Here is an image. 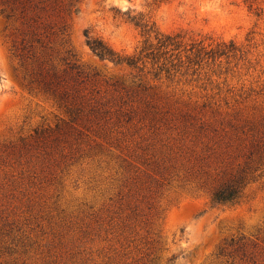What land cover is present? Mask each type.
I'll list each match as a JSON object with an SVG mask.
<instances>
[{"label": "rangeland", "instance_id": "1", "mask_svg": "<svg viewBox=\"0 0 264 264\" xmlns=\"http://www.w3.org/2000/svg\"><path fill=\"white\" fill-rule=\"evenodd\" d=\"M36 1L0 0V264H264V0ZM138 19L226 54L155 77L86 43L132 54Z\"/></svg>", "mask_w": 264, "mask_h": 264}, {"label": "trees", "instance_id": "2", "mask_svg": "<svg viewBox=\"0 0 264 264\" xmlns=\"http://www.w3.org/2000/svg\"><path fill=\"white\" fill-rule=\"evenodd\" d=\"M2 1L8 5L11 4V11H18L22 17L25 11L36 8L39 3V1L34 2V0ZM134 24L140 28L143 39L139 48L132 54L117 52L98 38L87 37L86 43L100 59H107L113 64H124L139 70L148 65L150 73L155 77L162 73L166 77L175 73H194L202 64L226 54L223 48L210 47V44H205L203 39H193L183 30L163 32L153 22L142 19L136 20ZM43 68L42 65H37L33 72L36 77L35 80L42 88L54 93L56 71L53 66L45 70ZM245 180L244 175H238L214 187L210 196L212 204L226 205L237 201L246 184Z\"/></svg>", "mask_w": 264, "mask_h": 264}]
</instances>
